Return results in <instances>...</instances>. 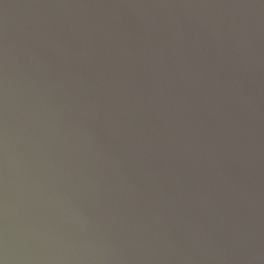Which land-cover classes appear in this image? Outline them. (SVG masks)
<instances>
[{
	"label": "water",
	"instance_id": "water-1",
	"mask_svg": "<svg viewBox=\"0 0 264 264\" xmlns=\"http://www.w3.org/2000/svg\"><path fill=\"white\" fill-rule=\"evenodd\" d=\"M0 264H264V0H0Z\"/></svg>",
	"mask_w": 264,
	"mask_h": 264
}]
</instances>
